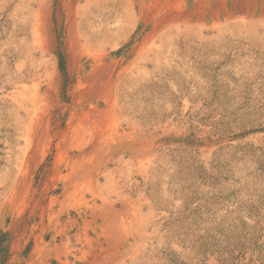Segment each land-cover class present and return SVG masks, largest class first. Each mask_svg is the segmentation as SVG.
I'll list each match as a JSON object with an SVG mask.
<instances>
[{
  "label": "rangeland",
  "instance_id": "374dc122",
  "mask_svg": "<svg viewBox=\"0 0 264 264\" xmlns=\"http://www.w3.org/2000/svg\"><path fill=\"white\" fill-rule=\"evenodd\" d=\"M6 264H264V0H0Z\"/></svg>",
  "mask_w": 264,
  "mask_h": 264
},
{
  "label": "trees",
  "instance_id": "16d2710c",
  "mask_svg": "<svg viewBox=\"0 0 264 264\" xmlns=\"http://www.w3.org/2000/svg\"><path fill=\"white\" fill-rule=\"evenodd\" d=\"M10 257L8 244L6 243L5 234L0 236V264H6Z\"/></svg>",
  "mask_w": 264,
  "mask_h": 264
}]
</instances>
